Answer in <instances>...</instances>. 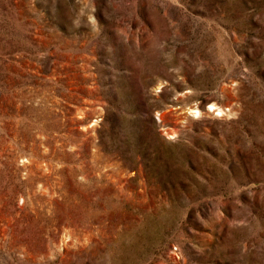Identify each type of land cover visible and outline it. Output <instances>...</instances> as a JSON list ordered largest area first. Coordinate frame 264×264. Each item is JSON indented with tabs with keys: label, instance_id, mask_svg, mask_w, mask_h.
I'll list each match as a JSON object with an SVG mask.
<instances>
[{
	"label": "rangeland",
	"instance_id": "374dc122",
	"mask_svg": "<svg viewBox=\"0 0 264 264\" xmlns=\"http://www.w3.org/2000/svg\"><path fill=\"white\" fill-rule=\"evenodd\" d=\"M0 264H264V0H0Z\"/></svg>",
	"mask_w": 264,
	"mask_h": 264
}]
</instances>
